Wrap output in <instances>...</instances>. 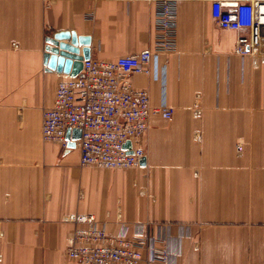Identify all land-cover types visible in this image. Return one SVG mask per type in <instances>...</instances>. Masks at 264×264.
Here are the masks:
<instances>
[{
	"label": "crops",
	"instance_id": "obj_1",
	"mask_svg": "<svg viewBox=\"0 0 264 264\" xmlns=\"http://www.w3.org/2000/svg\"><path fill=\"white\" fill-rule=\"evenodd\" d=\"M212 1L178 2L162 80L129 77L173 114L150 116L139 167L105 170L41 138L72 71L46 69L45 38L74 33L87 59L150 49L153 1L0 0V264H78L66 254L76 213L110 235L163 240L174 264H264V62L235 54L247 31L221 29Z\"/></svg>",
	"mask_w": 264,
	"mask_h": 264
},
{
	"label": "built area",
	"instance_id": "obj_2",
	"mask_svg": "<svg viewBox=\"0 0 264 264\" xmlns=\"http://www.w3.org/2000/svg\"><path fill=\"white\" fill-rule=\"evenodd\" d=\"M152 47L114 60L83 59L79 74L58 81L52 104L43 109L41 138L67 149L72 129L81 166L98 169H133L145 158L141 138L151 115L170 119L173 110L162 97L151 106L149 94L132 86L133 74L162 80L165 66L159 57L176 49L177 4L180 0H152ZM211 16L221 29L246 30L234 52L264 62V0L243 2L213 0ZM195 113H198L196 110ZM76 225L68 238L66 254L78 264H174L175 255L163 240L149 236L106 233L91 214H69Z\"/></svg>",
	"mask_w": 264,
	"mask_h": 264
},
{
	"label": "water",
	"instance_id": "obj_3",
	"mask_svg": "<svg viewBox=\"0 0 264 264\" xmlns=\"http://www.w3.org/2000/svg\"><path fill=\"white\" fill-rule=\"evenodd\" d=\"M63 41H68V43ZM45 43L43 63L47 70L67 73L72 66L71 76H74L82 67V59L88 58V48L84 47L85 44L77 39L74 33H56L45 38ZM79 46H83L81 57L78 56ZM66 137L69 141L65 151H68L75 147L74 141L79 139L80 130L72 129L70 135L67 131Z\"/></svg>",
	"mask_w": 264,
	"mask_h": 264
}]
</instances>
